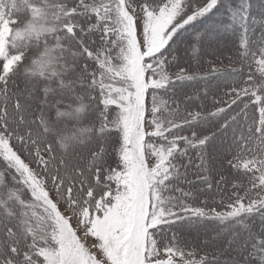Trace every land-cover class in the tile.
I'll use <instances>...</instances> for the list:
<instances>
[{"label": "snow or ice", "instance_id": "1", "mask_svg": "<svg viewBox=\"0 0 264 264\" xmlns=\"http://www.w3.org/2000/svg\"><path fill=\"white\" fill-rule=\"evenodd\" d=\"M0 264H264V0H0Z\"/></svg>", "mask_w": 264, "mask_h": 264}]
</instances>
